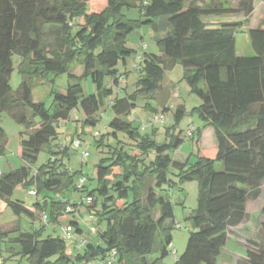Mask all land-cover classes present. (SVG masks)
<instances>
[{"label": "trees", "instance_id": "1", "mask_svg": "<svg viewBox=\"0 0 264 264\" xmlns=\"http://www.w3.org/2000/svg\"><path fill=\"white\" fill-rule=\"evenodd\" d=\"M189 1L0 0V115L18 109L14 119L30 132L21 142L25 165L0 174V200L17 217L46 214V223L53 225L54 233L68 220L66 208L75 205L65 198L68 193L78 194V198L92 197L95 202L89 214L103 226L97 235L89 233L82 238L79 220H72L69 224L74 241H65L61 236L44 237V225L32 233L19 234L11 241L19 247L16 255L29 264H103L112 251L113 264H162L172 241V191L180 192L192 181L197 182V207L187 218L192 231L174 264H218L228 229L242 224L247 201L260 196L264 185V21L261 27L248 31L255 56L237 57L236 33L254 12V0H240L235 8H231L230 0ZM262 3L264 6V0ZM133 8L138 10V18L131 20L124 10ZM235 14L243 15L244 21L220 23L214 29L204 21ZM160 20L167 32L157 41V54L147 53L146 48L138 53L128 46L133 32L143 26L156 30ZM13 54L22 58L24 77L18 99L9 86ZM138 55L142 58L139 67ZM75 64L82 67L79 77L71 71ZM177 64L183 69L190 93L199 101L192 109V115L201 122L198 128L191 126L196 137L192 140L194 162L188 158L180 163L170 158V153L184 143L176 130L185 116L183 106L175 110L176 126L165 130L161 144L154 139L156 130L151 137L140 136L128 119L138 98H152L159 92L165 72ZM125 73L137 75L134 91L121 96L116 93L109 106L111 119L107 127L111 133L107 135L116 141L115 145L94 167L91 180L95 187L89 189L86 182L77 192L75 182L84 175L63 163L69 153L67 148L61 152L55 148L56 126L67 123L76 109L85 117L83 128L97 125V114L112 97L105 80L118 87ZM62 74L74 83L68 84L64 93H53L49 109L32 102V78L28 76ZM86 78L96 89L87 97L80 83ZM25 108L32 110L37 123L24 117ZM206 128L214 131L212 157H206L198 148ZM120 136L135 143V147L125 151ZM6 141L0 127V157ZM42 151L49 153V159L32 174L29 166ZM149 155L154 157L146 163ZM19 186L45 198L34 204V213L22 203L11 201ZM79 215L82 219L87 216L85 212ZM84 240L86 243L77 249ZM245 259L247 264H264V246L256 252L246 250Z\"/></svg>", "mask_w": 264, "mask_h": 264}, {"label": "rangeland", "instance_id": "2", "mask_svg": "<svg viewBox=\"0 0 264 264\" xmlns=\"http://www.w3.org/2000/svg\"><path fill=\"white\" fill-rule=\"evenodd\" d=\"M140 2V0H135ZM191 1V0H190ZM189 1V2H190ZM202 3L205 2L201 0ZM240 0H230V5L235 8ZM188 2V3H189ZM199 3L198 5H201ZM101 8V7H100ZM91 11V6H88ZM128 19L134 20L138 18V10L136 8L124 10ZM232 16L225 17H213V20L230 21ZM243 15H239L237 20H243ZM264 21V6L260 0H255V12L248 18L247 22L243 23L242 27L236 33L235 50L237 57L251 58L255 54L252 50L251 43L248 38V31L261 27ZM79 23V22H78ZM167 27H164L163 21L160 20L156 26V30L152 27L143 26L133 32L128 38V46L136 49L138 53H142V46L146 45L147 53H158L157 41L165 37ZM11 75L9 78V86L12 91V95L15 99L20 97L19 87L23 81L22 70V58L17 54H13L11 57ZM122 71L123 67L118 66ZM73 75L79 77L82 74V67L79 64H75L71 69ZM129 75V78L127 77ZM136 73H125V79L128 82H119L118 87H112V82L109 79L105 80V85L112 89V97L106 102V106L100 110L97 114V118L100 119L99 123L93 128L90 126H82V122L85 120L83 113L80 109L73 110L69 116L67 123L59 124L56 126L58 139L55 141L57 145L55 148L61 152L64 148H67L69 157L65 158L63 163L73 171H82L83 175L87 178L86 186L89 189L95 187V182L91 180L94 172L95 165L103 157L108 156L109 147L113 148L115 140H113L108 133H111L107 127L109 120L111 119V111L109 106L116 93L121 96L122 94H131L135 89ZM32 78L31 88V100L33 103H41L46 109H49L53 100V93L59 91L64 93L68 84L74 83L68 78L66 74L58 76H44L35 77L34 75L28 76ZM83 88V95L85 97L95 93V86L91 83L89 78L80 80ZM152 98H138L136 108L128 118L129 121L134 123L140 136L150 135L152 136L153 130H156L155 141L159 144L165 141V130L172 126H176L174 120V112L178 105H183L186 108V116L177 125V131L181 130V139L184 143L180 148L170 153V157L178 162L184 161L185 158L181 157L185 155L189 158L190 162H194L195 157L192 155L195 149V133L191 137H185L186 132L193 124L196 127L201 126L199 119L192 115V109L199 105V101L190 93L186 80L184 79L183 69L181 65L177 64L173 69H168L165 72L162 81V91L152 95ZM168 105L166 109L161 107ZM149 105V107L147 106ZM22 110V109H20ZM185 111V109H184ZM20 112L18 109L11 112H2L0 115V127L4 130L6 135V144L4 147V154L0 157V174L9 173L11 171L20 169L25 164L21 159V142L28 139L29 131L23 125L16 122L14 115ZM24 117L31 122L37 123L38 118L33 115V112L29 108H25L22 112ZM164 118L163 122H157L156 119ZM121 138L123 149L130 151L135 147V143L129 142L123 137ZM79 140L81 146L76 149L72 142ZM102 142V145L100 143ZM216 147L214 137L211 136L204 138L198 143V148L204 152L206 157H212L211 152ZM79 150H85L88 153V157L85 159V163H79ZM154 155H149L146 158V163L152 160ZM49 159V153L42 151L37 160L29 166L30 172L33 174L42 165H45ZM220 169V166H217ZM91 180V181H89ZM29 189L19 186L17 187L11 197L12 202H20L28 210L35 212L34 204L36 202H43L45 198L40 196H29ZM75 193H68L65 198L70 201V204H79L78 196ZM170 200L173 204L174 212V225L171 227L170 234L172 241L168 246V255L164 258L162 264H173L176 257L180 256L186 246L189 233L192 231L191 223L186 219L190 214V209H196L197 207V182L192 181L184 184L179 192L177 189L172 191ZM34 218L26 215L20 217L15 216L11 210L7 207L6 203L0 200V264H29L28 261L22 259L16 253L19 251L17 244L12 243V239L19 236L21 233H32L44 225L45 231L43 236H61V230L59 227L51 232L53 225L43 223L41 221V215L39 212L34 213ZM82 219V218H81ZM87 216H84L79 221L80 227L83 229L82 238H87L92 228L96 229V235L98 230L100 231L102 225H98L97 221L92 219L90 222L86 221ZM103 227V226H102ZM5 234V235H4ZM77 236L76 239H81ZM74 238V236H73ZM227 244L222 249L218 261L220 264H247L245 259L246 250L256 252L258 247L264 246V185L261 187L260 196L253 200L249 199L246 203V217L245 220L237 227L229 228L227 232ZM97 243V239L94 240ZM67 245L75 247L73 243L67 242ZM74 252V251H72ZM69 253V251H68ZM73 255V253L71 254ZM89 264H96L91 262Z\"/></svg>", "mask_w": 264, "mask_h": 264}, {"label": "built area", "instance_id": "3", "mask_svg": "<svg viewBox=\"0 0 264 264\" xmlns=\"http://www.w3.org/2000/svg\"><path fill=\"white\" fill-rule=\"evenodd\" d=\"M145 4V3H144ZM146 45L142 46V49H145ZM136 60L138 61V67L139 64L142 62V58L140 55H138V57L136 58ZM157 122H163L164 118L161 117V119H156ZM194 133V129L192 127L189 128V130L186 132V136L185 137H191ZM72 145L76 148L79 149V147L81 146L80 141L79 140H74L72 142ZM78 156H79V163L83 164L85 163V159L88 157V153L85 150H79L78 152ZM87 182V178L85 176H80L78 177V179L75 182V190L78 192L80 190L83 189L84 185ZM29 196H35L36 192L35 191H29L28 192ZM94 198L92 197H87V196H81L79 198V204H75V205H69L66 208L65 211V216L68 219L67 222L64 221L61 226V237L63 240L65 241H74L75 239L73 238V234H72V227L71 224H69L72 220L75 222H78V220L80 221L81 218L79 217V213L80 212H85L87 214V220L88 222H90L92 220V216H90L89 214V209H91L94 206ZM41 221L43 223H46L47 221V216L46 214H42L41 215ZM90 234H92L93 236L96 235V229L92 228L90 230ZM86 243V240L81 241L79 245H77V249H80L81 246L83 244ZM115 261V251L111 252L110 258L107 260V262L103 263V264H113Z\"/></svg>", "mask_w": 264, "mask_h": 264}, {"label": "crops", "instance_id": "4", "mask_svg": "<svg viewBox=\"0 0 264 264\" xmlns=\"http://www.w3.org/2000/svg\"><path fill=\"white\" fill-rule=\"evenodd\" d=\"M204 1H206V0H204ZM215 1V0H214ZM216 1H219V0H216ZM260 2L262 3V0H260ZM231 8H232V6H231ZM254 12H255V0H254ZM253 12V13H254ZM252 13V14H253ZM239 15H241V14H235V15H232V17L230 18V21H219V20H213L212 18L213 17H209V18H205L204 19V21H205V23L206 24H208V26H209V28L210 29H214V28H216L217 27V25H219L220 23H235V22H243L244 21V19L243 20H237V18H239ZM127 16V15H126ZM130 48H132V49H134L133 47H130ZM136 50V49H135ZM125 72V71H124ZM128 78H129V75L127 76ZM126 78V77H125ZM124 78V80L126 81V82H128V80L127 79H125ZM130 79V78H129ZM160 91H162V89L160 90ZM159 91V92H160ZM159 92H157V93H159ZM152 99H154V97L152 96ZM167 105H168V100L166 101V106H162L161 107V110L163 109H166V107H167ZM178 106H183V105H178ZM184 109H185V112H186V108L184 107ZM187 114L185 113V116H186ZM190 126H193V127H195V128H198V127H196V126H194L193 124H191ZM177 130V129H176ZM178 131H180V132H182L181 130H178ZM211 136H213L214 137V131H213V129L212 128H206V129H204L202 132H201V135H200V137H199V142L200 141H202L204 138H206V137H211ZM214 140H215V137H214ZM215 143H216V141H215ZM212 147H214V145H212ZM181 157H184L185 158V160L184 161H181L180 163H184L188 158L185 156V155H183V156H181ZM171 158V157H170ZM172 159V158H171ZM173 161H176V160H174V159H172ZM178 162V161H177ZM74 195H76V196H78V194H74ZM194 209H190V214H191V212L193 211ZM190 214L188 215V217L190 216ZM84 215V214H83ZM187 217V218H188ZM83 218H84V216H83ZM186 218V219H187ZM82 220V219H81ZM57 229V228H56ZM55 229V230H56ZM51 231H52V229H51ZM228 242V241H227ZM227 242H226V244H227ZM176 260V259H175ZM175 262V261H174ZM174 264V263H173ZM218 264H220L219 263V261H218Z\"/></svg>", "mask_w": 264, "mask_h": 264}]
</instances>
